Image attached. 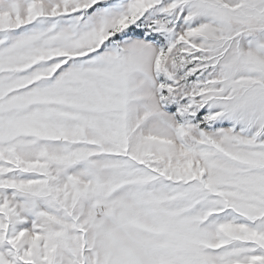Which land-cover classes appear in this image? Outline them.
<instances>
[{"label":"snow or ice","instance_id":"obj_1","mask_svg":"<svg viewBox=\"0 0 264 264\" xmlns=\"http://www.w3.org/2000/svg\"><path fill=\"white\" fill-rule=\"evenodd\" d=\"M0 264H264V0H0Z\"/></svg>","mask_w":264,"mask_h":264}]
</instances>
